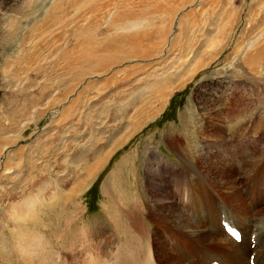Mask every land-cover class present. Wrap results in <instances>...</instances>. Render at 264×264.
<instances>
[{
  "label": "rangeland",
  "instance_id": "rangeland-1",
  "mask_svg": "<svg viewBox=\"0 0 264 264\" xmlns=\"http://www.w3.org/2000/svg\"><path fill=\"white\" fill-rule=\"evenodd\" d=\"M93 1L95 6L104 1L103 4L110 3L109 0H98L97 3ZM92 3L87 5L84 0L80 3L76 0H0V25L4 24L5 28L0 30V264H26L25 256H30L28 242L35 246L41 245L43 235L48 241L53 238L52 244L60 253L63 241L59 238L67 219L69 223L76 222L75 225L80 221L81 226L91 225L95 220L108 221L112 214L110 212L109 215L106 209L113 202L103 191V182L110 176H115L112 187L116 193L114 202L120 198L130 201L137 199L140 200L143 211V199H147L148 195L145 169L150 158L155 157V162L157 159L164 161L165 173L166 170L175 173L180 158L171 149L173 138L180 140L181 147H189L192 156L197 155L198 150H207L206 146L211 141L200 132L202 125L208 129L203 115L205 110L220 112L218 120L222 119L223 125L229 130L226 134L229 142H238L242 138H232L231 135L232 128L236 129L238 125L252 129L262 125L264 128V123L259 121L260 118L264 119V82L261 83L264 81L261 80L264 79V71L250 70L253 69L252 65L246 67L242 64L246 55L253 52L249 50L247 43L263 29L260 23H264L260 13L254 9L251 10L253 12H248L250 0H244V3L241 0L211 1L205 10L211 13L214 9L218 14V10L223 8L224 15L218 20L219 30L212 28L208 35L206 23H210L211 15L205 12L206 27H201L206 34L204 41L198 33L191 32L194 26L190 31H187L188 26L181 30L176 19L167 35L168 41H172L171 45L160 46L161 42L154 40L159 47L145 44L132 48V53H141L146 57L135 60L132 57L126 64L119 63L118 68H112L100 78L84 75V64L80 61L81 49H91L90 46H94L93 43H98V40L102 44L107 36L100 32L110 35L113 30L107 32L108 25L105 26L106 30L103 25L94 26L97 28L93 27L91 31L84 30L83 36H88L91 40L88 45L85 43L88 47L75 46L77 40H80V35L75 30L82 24L81 18L93 6ZM55 7L61 8H57L55 12ZM77 10L79 14L75 13ZM151 12H147V15ZM14 13H20V25L6 21ZM24 15L28 16L27 21L24 20ZM187 17L189 25L197 21L191 15ZM55 20L62 22L63 26H53ZM90 20L93 21L92 18ZM98 22L102 24L103 20ZM28 23H31V28ZM48 25L51 28L45 31ZM139 26L143 27V22ZM140 27L138 30L143 29ZM27 30H31V33L24 34ZM16 32L18 40L14 44L24 43L25 38H31L38 45L32 43V46H18V58H11L14 46L8 43ZM114 32L115 35L112 32L111 36L117 37L116 33L120 30ZM57 38L63 40L59 41ZM74 38L76 40L73 41ZM53 44L56 46H51ZM256 44L262 46L260 41ZM103 45L107 46L105 43L101 46ZM186 46L189 51L195 46L201 47L196 57L183 63ZM195 48L193 51H196ZM246 48H249V53H246ZM26 49L29 50L28 53ZM191 53L189 58L193 55ZM105 55L114 62L122 60L124 56L116 53ZM32 56V62L27 63ZM194 65L198 66L197 71L182 87L173 89L165 102L159 106L154 101L156 103L143 107V98L148 95L146 90H155L153 93L156 94L159 89L161 92L164 90L165 80L163 84L159 81L168 75V71L169 74L181 73L195 67ZM246 69L249 75L245 74ZM254 76L255 83L252 81ZM138 79L144 83L138 82ZM16 83L17 91L12 92ZM126 105H129L126 111L117 112ZM148 108H161V111L143 127L142 123L140 125L143 116L138 113H143ZM227 112L231 114V119L227 117ZM261 142L256 144L259 149L256 157L264 151V139ZM192 146L196 151L191 149ZM155 162L150 164H156ZM165 173L163 178L169 179ZM188 175L185 176L186 180H193ZM236 178L239 189L243 188L246 184L244 178L235 176ZM190 185L194 186L195 183L190 181ZM189 194L192 195L191 201L179 203L176 210L186 215L184 220L187 223L196 218L202 220L204 210L196 203L193 191H189ZM36 195V198L41 196L43 200L34 203L32 214L20 217L13 213L26 206L25 211L28 210L30 206L27 202ZM167 202L164 200L163 204L167 205ZM19 247H25V250L20 251ZM50 248L49 252L56 250ZM43 249L48 251L47 248Z\"/></svg>",
  "mask_w": 264,
  "mask_h": 264
},
{
  "label": "bare ground",
  "instance_id": "bare-ground-1",
  "mask_svg": "<svg viewBox=\"0 0 264 264\" xmlns=\"http://www.w3.org/2000/svg\"><path fill=\"white\" fill-rule=\"evenodd\" d=\"M76 1H79L80 3L81 0ZM84 1L89 5L93 0ZM109 1L110 3L106 4H103L105 1H102L103 3L99 6H95L93 5L94 3H92L93 6H91L89 11H86L87 14L81 18L82 24L75 30V32H78L77 35L81 36H79L80 38L78 37L80 40H77L75 46L82 45L81 48L88 47L85 43L88 45L91 41L89 39L90 37L83 36L84 33L82 32L84 30L91 31L94 26L98 27V25H103L104 29L107 28L105 26L108 25V29L105 30L107 32L113 30L112 32L114 35V30H118V32L120 30L119 33H116L117 37L113 35L111 36L112 32H110V35H106V32L103 33V31L100 32L102 35L107 36L105 39L101 36L104 39L102 44L105 43L107 46H101L102 44H100V40H98V43H93L94 46H90L92 47L91 49L86 48L84 50L81 49L82 52L81 50L78 51L82 53L80 61L84 64V69L81 70L85 71L84 75L86 76L100 78V76L108 74L112 68H118L119 63L126 64V62H129V59L132 57H135L134 60L136 58L146 57L141 53H132V48L144 46L145 44L154 46V48L157 46L159 47L156 43L157 41L161 42L160 46H166V44L169 43L171 45L172 41H168L169 38L167 35L170 34L176 19L178 20L177 23L181 30L184 26H188L187 31H190L192 26H194L195 28H192L193 30H191V32L198 33V36L204 41V36H206V34L203 32V28L206 27L205 23L207 20L205 19V12H207L208 15H211L210 23H206L207 29L209 30L208 35L210 34V31H212V28L216 31L219 30L220 23H218V20L224 15L223 8H221L220 11L218 10V14L215 13L214 9L211 10V13L209 12L210 14L205 10L206 6L211 3V1L216 2L219 0ZM241 1L244 3V0ZM80 6L85 5L82 4ZM55 8L56 12L57 8L60 9L61 7ZM44 9L48 11L47 7H44ZM252 9L260 13L259 15L263 17L264 21V0H250L247 10L248 12L249 10L250 12H253L251 11ZM74 11L76 10L74 9ZM149 11L152 12L147 15V12ZM78 12L79 11L77 10L75 13ZM19 14L20 13H14L13 15L8 16L6 21L17 22L18 24L21 23L18 17ZM190 15L191 17L196 18L197 21H195L194 24L189 25L187 22V16L190 17ZM162 16H170L171 18L163 19ZM27 17L28 16L24 15V20L27 21ZM90 18H92L93 21H91ZM207 18H209V16ZM64 19L67 18L64 17ZM102 20V24H99L98 21ZM54 22H56V24H54ZM54 22H51L53 26H59V24H62V22L60 23L58 20H55ZM63 22L66 23V21ZM72 22H70L71 25ZM142 22L143 27H140L139 25L142 24ZM3 25L4 24L0 25V30H5ZM145 25L146 27H144ZM203 25L204 27L201 28ZM260 25L263 26V29L252 38L251 42H249L250 39L247 41L249 42L247 44L250 46V49H248L253 52L246 55L247 57L242 64L246 65V67L252 65L251 67H253V69L251 68L250 70L264 71V23H260ZM28 26L31 28V23H28ZM62 26L59 27L61 28ZM139 27L143 29L138 30ZM50 28L51 25H48L45 31H48ZM135 28H137V30ZM255 32H257V30ZM25 33H31V30H27L24 34ZM64 33H66L65 35H68V32L64 31ZM44 34L47 33L44 32ZM26 36L29 35L27 34ZM16 39L17 32L8 43V45L13 44L14 46L10 54L11 58H18V46H24V44L26 46H32V43H36L35 41L32 42L31 38H25L24 43L14 44ZM60 39L57 38L59 41L63 40ZM74 40L76 39L74 38L73 41ZM154 40H156V42H154ZM257 41L262 42V46H257ZM254 43L256 46L253 45ZM36 44L38 45V43ZM51 46H56V44ZM195 47H193V49L195 48L196 51H193V49L192 51H189L188 46L184 47L186 53L184 55L185 60L183 63L187 60L190 61V59L197 56L198 49L201 46ZM251 47L255 49L252 50ZM248 49L246 50V53H249ZM69 51L71 52V49H69ZM28 52L29 50L26 49V53ZM150 52H152V50H150ZM191 52H193V55L189 58L188 56L192 54ZM108 53L123 54L124 56L122 60L119 59L118 62H114L112 59L106 57L105 54ZM79 56L80 55H78L77 58H79ZM33 59V56L30 57L27 63H31ZM197 69L198 66H192V68L190 67V69H187L184 72H172V74H169V71L166 73V71L165 73L168 75H162V80L159 81L160 84H163V81L165 80L164 85H166H163L164 90L161 92L158 87L157 90L159 89L161 93L160 94L158 91V95L153 93L155 90H146L145 93L148 94L146 95L148 98H143V107L154 101L160 106L165 102L166 98L170 96L172 90L182 87ZM121 71L123 72V70ZM245 74L249 75L248 72ZM249 78L250 77H248V79ZM140 79H138V82L143 84V80ZM166 79H168V82H166ZM254 79L255 76L252 81ZM63 80L65 81V79ZM261 80L264 79L262 78ZM263 82L264 81L261 83L263 84ZM12 83L13 82H11L10 85H12ZM60 83L62 82L60 81ZM153 86L154 85H152V87ZM15 91H17V83L13 86L12 92ZM126 102L127 101H125L124 104H126ZM129 105H126L125 108H119L117 112L126 111V108ZM5 106H7V104ZM131 108L132 105L130 110ZM160 111L161 108H148L144 109L143 113L139 112L138 115L143 116V122H140V125L142 123L144 127V125L147 124V121L153 119L160 113ZM229 112H227V117L231 119L232 116ZM219 113L220 112L211 110H205L203 113L207 120V126L205 125V127H208V129H205L202 125V127H200V132L202 131L203 135L200 132L199 135L205 136V138H209V141H211L207 144L206 151L198 150L197 155L192 156L189 147H181L180 140L178 138H173L171 145L174 147L172 146L171 149L174 150L180 158V164L177 166V173H174V171L171 173L169 170H166L165 173L164 168L166 165H163L164 161L162 162V160L160 161L157 159L155 162V157L154 159L150 158L145 169L148 195L147 199H143V211L141 210V202L137 199H131L130 201L128 199L120 198L117 202H114L116 201L114 198V194L116 193L112 190V187L115 176H110L103 182V191L109 196L108 199H111V202H113V204L110 205V208L106 209V212L109 211V215L110 212L112 214V216L110 215V218H108V221L99 222L98 220H95L91 225L85 226L83 223L84 226H81L82 223L80 221H77V224L75 225L76 222L69 223L70 221L67 219L64 223L66 225H63L64 229H60L63 231L62 236L59 238V240L63 241V245H60L62 249L61 252H63L58 253L60 250L58 251L54 248L51 241L53 238H50L48 241L43 235L44 241L41 245L35 246L28 242L30 247L28 255L30 256H25V260L27 261L26 264H210L215 260L219 261L221 264H250L249 257L251 254L254 257V264H264V151L262 152L263 154L260 152L261 155L256 157V154L259 152L256 144L258 145L259 142H263L264 128L262 125L258 127L255 125L257 128L254 129L244 125L235 126L236 129L232 128V126V138L238 136L242 138L238 142H229L226 138L227 131L229 130L224 126L225 124L222 122V119L218 120V118H220ZM256 121L257 120H255V122ZM259 121L264 123L263 118H260ZM259 121H257V123ZM138 123L139 122H137V124ZM134 127L136 129L135 124ZM196 133L198 134V131ZM192 147L193 148L191 149L196 151V148L194 146ZM194 154H196V152ZM150 162H155L156 164H150ZM164 173L167 174L169 179L163 178L162 175ZM187 174H189V178L191 177L193 180H186L185 176ZM235 176H241L244 178L246 184L243 188L239 189V183L236 181L238 179H235ZM190 181H193L195 185L191 186ZM40 190L41 189L38 190V193ZM189 191H193L196 203L204 210L202 220L196 218L187 223L184 220L186 215L177 212L176 210L179 208V203H187L189 200L191 201L192 195L190 196ZM116 196L117 195H115V197ZM35 198L27 202L30 206V208L28 207V210L25 211L26 206L21 209H16L13 213L20 217H24L26 214H32V208L35 206L34 203L43 200L41 196ZM164 200L165 203L168 201L167 205H164L165 203L163 204ZM115 209H117V212ZM20 213H22V215H20ZM30 219L33 220V217H30ZM222 219L232 221V224L241 230L240 242H235L224 232L223 227L220 224ZM251 236H254L253 239H251ZM252 241L254 242L253 246H251ZM43 248H47L48 251L45 252L46 249L44 250ZM49 248L56 250L49 252ZM16 250L17 249L15 248V251ZM18 250L24 251L25 247H19Z\"/></svg>",
  "mask_w": 264,
  "mask_h": 264
},
{
  "label": "snow or ice",
  "instance_id": "snow-or-ice-1",
  "mask_svg": "<svg viewBox=\"0 0 264 264\" xmlns=\"http://www.w3.org/2000/svg\"><path fill=\"white\" fill-rule=\"evenodd\" d=\"M232 234L234 235V236H236L237 237V239H239V236H238V234L237 233H235L234 231L232 232Z\"/></svg>",
  "mask_w": 264,
  "mask_h": 264
}]
</instances>
